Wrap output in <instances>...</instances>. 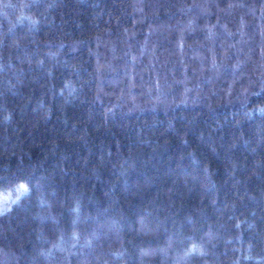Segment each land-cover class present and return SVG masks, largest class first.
Masks as SVG:
<instances>
[{
  "label": "trees",
  "instance_id": "trees-1",
  "mask_svg": "<svg viewBox=\"0 0 264 264\" xmlns=\"http://www.w3.org/2000/svg\"><path fill=\"white\" fill-rule=\"evenodd\" d=\"M261 52L264 0H0V264H264ZM195 57L196 101L116 97Z\"/></svg>",
  "mask_w": 264,
  "mask_h": 264
},
{
  "label": "rangeland",
  "instance_id": "rangeland-1",
  "mask_svg": "<svg viewBox=\"0 0 264 264\" xmlns=\"http://www.w3.org/2000/svg\"><path fill=\"white\" fill-rule=\"evenodd\" d=\"M218 36V35H217ZM149 39V38H148ZM220 40V39H219ZM222 40V39H221ZM209 42L212 43L211 39H208ZM227 45H219L217 47L220 48H224L223 51H227L228 50H232L233 49V44L229 43L227 41ZM151 40H147L143 45L140 46L139 51L141 52V55L146 56L147 55H151L153 54V47L151 46ZM214 45V43H212ZM178 49H182V47H180V44L177 45ZM176 46V48H177ZM215 46V45H214ZM213 49H211V52L214 53L216 50V46ZM225 46V47H224ZM234 50V49H233ZM235 51V56H238V51ZM102 55V54H101ZM260 56L262 60H264V52L260 53ZM103 56H101L102 58ZM193 57V56H192ZM114 58H116L114 56ZM119 58V57H118ZM121 58V57H120ZM119 58V59H120ZM199 58V57H198ZM195 57L194 61L192 64L190 63V65L185 66V68L183 69L182 74L178 75L177 73H170V74H165L162 75L163 73H161L159 68H162V65H166V63L164 62V58H159L157 60V62H159L160 60L162 61L163 64H159L158 63H150V68H151V72L153 71V73H155V79L158 78V76H161L163 78L162 83V88H164L165 90H168L169 93L165 98V96L160 95V96H156L158 94V90L156 89H150V87L147 86L146 83L148 79H146V75L150 72L148 71L147 74L145 73L144 76H141L142 73H139L138 71H134L135 67L133 66V63L130 64V66H126V69H128L129 72H127L124 69V77L125 79H120L121 81L117 80L114 83V87L116 89V93H120L119 96L116 94V97H119V99L124 100L126 103L128 101V103H130V106L134 107V108H142L143 106H149V105H153V106H160V107H165L167 105H169V103L171 104L170 99L171 98H178V99H184L183 101L186 102H191V101H196L194 98L196 97V95H204L208 94L209 91V85L212 83H217V81L221 80L222 76L219 73L221 71V68L217 69L216 67H214L213 62L211 60V63H207L204 62V60H200ZM121 61V59H120ZM160 61V62H161ZM135 63V62H134ZM122 65H124V60L122 59ZM157 65V67H155V65ZM168 64V63H167ZM197 67V72L194 71V77L193 76H188V69L191 70L190 68H192L193 66ZM110 68H112L111 65H108ZM115 67V66H114ZM219 71V72H218ZM134 72H135V76H134ZM197 74V75H195ZM139 76L138 82L136 81V76ZM205 75H209L206 76L207 79H205ZM137 76V77H138ZM160 77V78H161ZM176 77L177 79H179V81H176ZM199 78V80H198ZM232 78V77H231ZM203 79V80H201ZM149 81V80H148ZM176 81V83H175ZM157 82V81H155ZM158 83V82H157ZM227 83H229V85H231L233 83V81H227ZM113 84V82H112ZM178 85L177 87H174V85ZM227 93L231 94L232 91L230 92V89H227ZM174 100V99H172ZM143 105V106H142ZM142 106V107H141ZM10 196L8 194H0V211L5 209L6 207V201L9 200Z\"/></svg>",
  "mask_w": 264,
  "mask_h": 264
}]
</instances>
